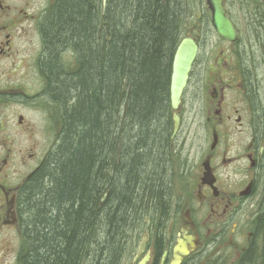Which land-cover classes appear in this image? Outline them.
Instances as JSON below:
<instances>
[{"label":"trees","instance_id":"trees-1","mask_svg":"<svg viewBox=\"0 0 264 264\" xmlns=\"http://www.w3.org/2000/svg\"><path fill=\"white\" fill-rule=\"evenodd\" d=\"M185 2L55 1L41 71L58 135L19 199L23 264H117L124 236L160 201Z\"/></svg>","mask_w":264,"mask_h":264},{"label":"flooded vegetation","instance_id":"flooded-vegetation-1","mask_svg":"<svg viewBox=\"0 0 264 264\" xmlns=\"http://www.w3.org/2000/svg\"><path fill=\"white\" fill-rule=\"evenodd\" d=\"M222 2L235 39L214 32V59L202 65L197 164L187 165L192 148L183 147L193 135L186 126L183 131L181 110L174 132L169 107L160 201L145 209L143 224L124 236L117 264H264V0ZM53 5L51 0H0V108L10 102L30 105L29 84L22 80L30 72L44 95L49 80L41 71L47 59L41 33ZM34 40L38 49L32 47ZM0 151L9 152L7 142L0 141ZM8 160L0 155V233L21 236L13 259L23 264L27 250L19 199L40 164L15 183ZM176 248L184 254L175 257ZM12 249L0 255L10 259Z\"/></svg>","mask_w":264,"mask_h":264},{"label":"rangeland","instance_id":"rangeland-1","mask_svg":"<svg viewBox=\"0 0 264 264\" xmlns=\"http://www.w3.org/2000/svg\"><path fill=\"white\" fill-rule=\"evenodd\" d=\"M186 3V2H185ZM187 6L192 9L189 15L185 18L184 26L181 29L182 36L190 32L200 46L198 56V64L195 67L189 85L186 89L180 110L183 116V131L185 130L193 135L188 139L184 150L192 148L188 155L187 165L189 168L195 167L198 160L197 150L200 147L198 135L201 134L200 120V105L199 100L204 96L200 81V76L203 74L202 65H207L214 59V47L216 44V36L211 23L210 13L205 7V0H187ZM186 5V4H185ZM197 14V18H196ZM39 43L33 41V49H38ZM32 49V50H33ZM63 60L68 62L71 59L69 53L63 54ZM20 76V74H19ZM23 84H29L26 91L29 92L32 100H29L27 107L18 102H10L0 108V141L8 143L9 152L0 151V155L9 157V166L13 172L15 183L22 182L27 175L40 163L41 159L51 151L57 140L58 122H55L58 117V111L50 104L51 96L54 94L51 87L44 89V95L49 101L44 100L46 97L39 93L41 86L35 82L34 77L30 72V76L22 77ZM22 117V124H19V118ZM193 139V140H192ZM192 140V143L190 142ZM192 144V145H191ZM184 159V154L182 153ZM178 160H174L175 180L179 175L180 168L177 166ZM173 174V171H172ZM7 231L0 233V248L5 251L13 246L10 259L0 255V264H15L14 255L22 244V238L18 234L16 236ZM16 262V261H15Z\"/></svg>","mask_w":264,"mask_h":264},{"label":"water","instance_id":"water-1","mask_svg":"<svg viewBox=\"0 0 264 264\" xmlns=\"http://www.w3.org/2000/svg\"><path fill=\"white\" fill-rule=\"evenodd\" d=\"M107 0H102V7L106 5ZM208 9L211 12V23L215 32L222 38L233 41L235 39V32L231 22L225 15L222 0H206ZM198 47L189 34L183 38L178 44L172 60V70L170 77V105L172 110L177 111L182 94L187 86L189 73L192 65L196 59ZM174 131L177 130L179 124V117L174 114ZM142 247V246H141ZM178 252L184 254L182 250L175 249V257H178ZM143 264V262L141 263ZM175 264H177L175 262Z\"/></svg>","mask_w":264,"mask_h":264}]
</instances>
